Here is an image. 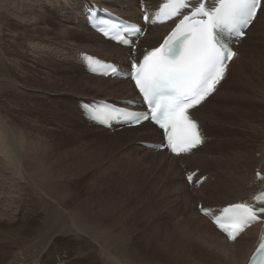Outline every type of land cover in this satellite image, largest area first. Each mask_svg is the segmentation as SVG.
<instances>
[{"label": "rangeland", "instance_id": "rangeland-1", "mask_svg": "<svg viewBox=\"0 0 264 264\" xmlns=\"http://www.w3.org/2000/svg\"><path fill=\"white\" fill-rule=\"evenodd\" d=\"M21 1L3 0L1 2L0 12L6 14V19L4 18L2 23L0 22V102L6 106L5 114L14 118L20 125V131L24 138L23 145L27 149L24 148V151L32 152L34 161L38 160V164H34L35 169L39 168L41 172L48 170L50 175L48 173L38 175L35 182L31 184L29 181L21 179L11 181V178L5 173H1L0 170V175L6 179L4 185L7 186L0 184L2 187L0 212L2 211L1 216L3 217L5 214L7 215L4 219H0V230H2L0 231V245L6 241L5 230L26 222V217L32 216V218L35 217L37 226L35 227L33 223L29 224L33 229L28 236L29 239L14 245L10 258L24 256L28 264H113L114 262L112 263L111 260L115 258L117 263L114 264H127L131 257L128 252L125 254L127 259L121 258L119 261L116 255H113L116 252L109 251L107 260L103 263L100 262L98 258L96 259V256H99L97 244L91 238L81 236L82 234L77 232L60 233L64 222L54 215L56 210L64 213L66 209L71 211L73 209L72 205H67L59 198L60 190L58 189L64 188V186L73 193V197H84L92 192H95L96 197L105 195L103 192L106 189L103 186L106 185L108 190L116 187V192L123 195L125 192L124 198H126L127 191L123 186L127 184V190L138 186L139 190H142V195H137L136 198L128 197L127 216L129 219L127 218L126 225L129 230L126 232L122 224L118 227L115 225L113 227L111 224L110 227L114 228L112 233L126 238L125 246L130 248L132 246L138 248L148 246L149 249H156V252H159L161 256V260L138 259L147 262L146 264H167L162 263L165 254H169V248L174 249L178 246L168 237L171 233H175L182 234L179 236H182L188 243L186 246L188 250L185 249L188 254L178 248V252H175L176 257L180 253L184 254L186 259L188 258L190 264H209L202 246L198 243L197 237L193 236L191 226L187 224V216L198 218L199 211L195 204L197 200L199 203L204 202V205H207L205 197L201 199L198 191L204 189L205 184L209 181L217 183L221 175H228L230 171H233L239 163V150L248 154V156L244 155L243 159L255 160L256 164L252 165L251 170L253 177L255 169L256 171L262 169L257 163L261 160L264 151L259 143L261 139H264V83L254 82L253 86L249 87L246 97L238 98L240 99L239 103L237 102L236 106H233L234 113L225 116L224 121L204 120L205 132L209 131L207 135L212 137L209 142L218 149L215 151L202 150L203 147L188 161L186 158L182 159L183 163H187L189 170L201 168L202 171L199 175L208 174L210 177L200 189L195 190L185 180L181 159L170 160L162 153L155 152L154 147H149L148 144H141L143 146L141 147L139 143L121 136L120 133L124 132L126 127L106 129L107 131L92 128L91 120L83 113V103H72L71 100H67L65 94H61L66 90L70 77H83L75 64L79 58L78 51L74 49L72 51V53L74 52L73 59L69 60L63 55L61 44L75 42L81 47H87L89 43L94 47L97 45L96 40L86 33L76 32L75 29L70 30L67 26L83 24L90 27L88 23L86 21L81 23L78 21L80 18L74 14L70 15L71 19L67 22L68 15L62 14L60 12L62 10H56L53 13L47 9L58 0H30L33 3L31 2L29 5H21ZM18 7L29 8L28 14L32 16H25L28 17L27 22H31L29 27L24 23L25 21L21 20L20 13L17 15L15 10ZM81 11H83L82 7ZM262 15L256 35H261L257 36L258 40L262 42L259 50L264 53V33L261 34V30H264V12ZM256 35L250 37L252 41L257 40ZM254 69H257V65L251 66V74L255 72ZM84 71L81 72L89 74L85 67ZM237 76L234 74L228 76L225 81V91L236 84ZM90 80L86 79L82 84L85 86L84 93L97 94L96 96L99 97L100 94L101 96L109 94L108 90H102L100 93V90L94 86L97 82ZM124 80L130 81L128 78H124ZM16 82L31 88L30 91L27 92L28 90ZM101 84L106 87L104 83L101 82ZM126 93L123 91V94ZM96 99L100 98H93V100ZM220 100L221 98H218L216 101ZM110 101L122 104L115 98H111ZM206 114L208 115L207 111ZM97 125L93 124L95 127L100 126ZM42 158H45L44 161ZM30 159L32 160V158ZM161 161H165L167 164H162ZM217 161H221V163ZM150 163L152 164L150 165ZM232 165L233 167H231ZM32 188H38L45 194L47 193L48 201L53 206L51 212L33 201ZM48 188L53 191L51 192ZM19 190L21 193H15ZM206 194L214 195L216 191L213 188L208 189ZM229 197L225 196L224 199H219V202L224 203ZM187 203L190 204L189 208H186ZM73 211L77 215L82 212L74 209ZM42 225L46 229L41 228ZM25 230L28 231L27 228ZM20 231L22 232V229ZM166 232L168 233L166 234ZM157 237H160L158 241H153ZM167 240L170 242L166 243ZM248 241L245 238L242 243L245 244ZM191 242L193 245L191 244L192 248L189 250L188 245L190 246Z\"/></svg>", "mask_w": 264, "mask_h": 264}, {"label": "bare ground", "instance_id": "bare-ground-1", "mask_svg": "<svg viewBox=\"0 0 264 264\" xmlns=\"http://www.w3.org/2000/svg\"><path fill=\"white\" fill-rule=\"evenodd\" d=\"M2 1L3 0H0V10L2 7L1 6ZM31 2L30 0H22L21 5H29L31 4ZM163 2L164 0H58L56 2H53L48 8L46 5V8L52 11L53 13H55L56 10H62L60 11L62 14L68 15L67 22H69V19H71L70 15L74 14L80 18L78 19V21H80L81 23L85 21L88 23L91 12L97 11V10H100V11L107 10L125 19L139 22L140 24L148 27V32L146 36L142 38L139 43V48L141 49L140 56H142L144 54V51H143L144 47H149V48L157 47L176 23V21H173L167 24H156V25H150V24L146 25L143 23L142 18L145 12L143 11L142 7L145 5L147 9L146 11L153 12L157 10L160 7L161 3ZM81 7L83 11L80 12ZM25 8L18 7L17 10L15 11L17 15L20 13L19 16L21 20L25 21L24 23L27 24L29 27L31 24V22H27V18L30 16V14H28L29 8L28 7H25ZM12 9H15V8H12ZM263 12H264V4L262 5L255 21L252 23V25L248 29V35L240 41V45L237 47L238 55L231 61L227 75L224 78V80L219 84L216 91L202 105H200L199 107H196L193 110V115L195 119H197L201 123V128H202V131L205 137L203 145L194 149V151L189 156L175 157L169 154L167 151L166 152L157 151V152H162V154L165 155L170 160H175V159L182 160L183 158H186V160L188 161V159L191 158L192 155H194L198 150L202 149L203 147L204 148L202 150L206 149V150L215 151L216 149H218V147L215 148L214 144L209 142L210 138L212 137H210L211 135L210 136L207 135L209 131L207 133L205 132V129H204L205 121L204 120L205 119L207 120L215 119L216 121H224L225 116H229L231 113H234L233 106H236L235 103H237L240 100L238 98H241L240 96H243L245 98L249 87H252L254 82L258 81L259 83H264V53L259 50V46L262 42L258 40L257 36H261V35H258V34L256 35V31L258 30L257 28L259 26V20L261 16H263L262 15ZM26 15L28 17H25ZM4 18L6 19V14L3 12H0V22L1 23ZM67 27L70 30L75 29L76 32L86 33L88 36L96 40L95 43L97 45L96 47H94V45H91L89 43L87 44V47H81L75 42L61 44L63 55L65 56V58L69 60L71 58L73 59L74 52L72 53V51L74 49L78 51L79 58L78 60L75 61V64L79 68L80 73H82L83 75V77H70L66 90L61 94H65L67 100H71L72 103H75V102L78 104L92 103V101H94L93 98H97V97L100 98V100H107L110 102L111 98H115L121 101L122 105H124L125 108L132 109V110H144L145 107L142 104L141 96L139 95L132 81H125L124 78H121V77H113V76L105 77L102 75L93 74L88 69V66H87L88 64L85 60V54L97 56L108 62H113L115 65L119 66L122 71L126 72V71L131 70V58L133 57V49L130 47H125V46L116 44L112 40L105 39L102 35H100L92 27H87V26H84L83 24H79L77 26L68 25ZM261 31H262L261 34H263L264 30H261ZM255 35H256L257 40L252 41L250 37L252 36L255 37ZM43 37H46V36H43ZM252 65L253 66L257 65V69H254L255 72L253 74H251V71H250ZM83 66L86 68V70H88L89 74L83 73L85 72ZM231 74H234V76L238 75L237 82L228 91L227 90L225 91L224 89L226 86L225 81L227 80L228 76H230ZM86 79L87 80L91 79L90 80L91 82H97V84L95 83L94 86H96L100 90V93L102 90H106V91L108 90L110 91L109 94L108 95L105 94L106 96H104L103 94H102L103 96H101L100 94V97H99V96H96L97 94L90 95V94L84 93L85 86H83L82 84L83 82H85L84 80ZM101 82L104 83L106 87L102 86ZM16 83L19 86H22L20 83L18 82ZM119 83H121V85H119ZM22 87H24L25 90H28L27 92H29L31 89L25 86H22ZM18 89H20V91H23L21 88H18ZM258 90L261 91L260 89ZM123 91H126L127 93L123 94ZM218 98H221L219 102L216 101ZM5 109H6V106H4V104L0 102V170L2 171L1 173H5L6 175H8L11 178V181L12 180L18 181L21 179V180H27L32 184L33 182H35L36 176L41 175L43 173L47 174L49 171L46 170L44 172H41L39 168L35 169L34 164H38V160L34 161V155L32 152L24 151V148H25L23 145L24 138L20 131V125L14 120V118L12 117L10 118L8 117V115L5 114ZM206 111L208 112V115L206 114ZM83 113L85 116L87 115L84 110H83ZM203 114H205V116H203ZM91 122L97 125L93 120H91ZM92 123L90 125L92 126V128H95L96 130L100 129V130L107 131L106 129H109V128H104V127L100 128V126L98 125H97L98 127H95L93 126ZM114 127H115V123L112 125L111 128H114ZM124 130H123L124 132L120 133V135L127 137V139H129L130 141L133 140L134 142L139 143L140 146L141 144H145V145L151 144L154 146V150H160L158 145H161L164 142L163 133L161 132V130L158 129L154 124H152L149 121L146 123H143L140 126L125 128ZM259 143L262 146V150H264V139H261ZM149 147L151 146L149 145ZM238 153L240 155V157L238 158L239 163L238 165H236L233 171H230L228 175H221L217 183L216 182L213 183L212 181H209L207 184H205L204 189L198 191L199 197H201V199L205 197L204 200L207 201L206 202L207 205L205 206L211 207V206L221 205L220 207H225L229 204H235L239 202L243 203L245 202L246 199L251 198L255 193H257L260 190L261 187L264 186V180L257 181L255 178L256 173H257L256 169L254 171V177H253V172H251L252 165L256 164L255 160L254 159L252 160L243 159L244 155L246 154L243 153L241 150H239ZM246 156H248V154ZM30 158H32V160ZM44 159L45 158H42L43 161ZM217 162L221 163V161H217ZM250 162H251V165H250ZM161 163L164 164L166 162L161 161ZM151 164L152 163H150V165ZM257 165L261 166L263 169L261 171L264 172V151H263V156L261 157V160L257 163ZM231 167H233V165ZM5 182H6V179L0 175V184L4 185ZM16 186L18 185L16 184ZM123 187L127 191L126 198H124L125 192L123 191L122 188L120 189H122L121 191L124 192V195L120 192H116V187H113L111 188V190H108L106 188V185L103 186V188L106 189L103 192L105 195H99L98 197L95 196V192L89 193L85 195L84 197L83 196L73 197L72 195L73 193L70 192L68 187H65V186L64 188L60 187L61 189H58L60 190L59 198H61L67 205H72L73 207L72 206L70 207H72L75 211H82L79 215H77L73 211L72 208H70L72 209V211L66 209L64 213L62 211L61 213L56 210V212H54V215L57 217V219L60 218L61 222H64L62 225V228H60V233L77 232L79 234H82L81 236H87L91 238L97 244V249H98L97 252H99V256H96V259L98 258V260L102 263L107 260V253L109 251L116 252V254H113V253L111 254L116 255L119 261L121 260V258L123 260L127 259V256H125V254L128 252L131 255V257L128 259L127 264H146L147 263V262L145 263L143 260L138 259V258H144V259H150V260H161L160 253L156 252V249L154 250L149 249L148 246L146 248H138V247H133V246L130 248L128 246H125L126 238H122L121 235H114L112 233L114 229L113 228L114 225L118 227V226H121L122 224L126 232L129 230V229L127 230V225H126L127 218H128L127 210H129L127 209L128 197L131 196L130 198L132 197L136 198L137 195H142V192H141L142 190H139L138 186H135L132 189L130 188L128 190H127V184H125ZM1 188L2 187L0 185V194H2ZM212 188L216 191V194L207 195L206 194L207 190L212 189ZM95 189L94 191H97ZM48 190L50 189L48 188ZM20 191L21 190L16 191L15 193H21ZM50 191L52 192L53 190H50ZM31 193L33 194L32 196V199H34L33 201L37 202V204H41L42 206L46 207L47 210H49L50 212L53 210V206L48 201V198L46 195L47 193L45 194L42 190H39L38 188H34V189L32 188ZM225 196H230V197L227 199L226 202L220 203L219 199H224ZM49 198L51 199V197ZM195 204L196 206H198L199 200H197ZM189 207H190V204L187 203L186 208H189ZM1 215H2V211L0 212V217H1L0 219H4L7 216L6 214L4 217ZM31 218L32 216L29 218L26 217V222H23L22 224H19L16 226H12L11 224L12 227L7 230L9 232L5 230L4 236H5L6 241L4 240L5 241L4 244L0 245V264L5 260L6 261L3 264H28L25 261L24 256H14L13 258H10L11 257L10 254L13 253L12 248L15 247L14 245H16L18 242L20 243V242H23L24 240L29 239L28 236L33 230L32 228H30L29 224L33 223L35 227L37 226L35 217L32 219ZM187 219H188L187 224L191 226L192 231L194 233L193 236L197 237L198 243L202 246L203 251L208 257L207 260L209 264H248L255 249L257 248L260 242L261 228L259 226H252L250 228H247L237 238L235 242H229L224 236V234L219 232L216 229V227L210 221H208L207 217L199 214L197 219H194L188 216H187ZM111 224L113 225V227H110ZM21 225H23L22 226L23 228L20 227ZM183 226H184V223H183ZM25 228H27L28 231H26ZM41 228L46 229L43 225ZM20 229H22V232L20 231ZM15 231H20V232H15ZM10 232H14V233H10ZM171 232H174V231H171ZM167 233L168 232H166V234ZM179 235H182V234H179ZM179 235L175 233H171L169 236L167 235L172 240V242H175L176 244H178V246L174 247V249L169 248V252H168L169 254H165L166 256H165L164 262L162 263L190 264L188 261V258L186 259L184 254L179 253L178 257H176L178 248L180 249V251H185V249H187L186 246L188 244L186 240H184V238ZM159 238L160 237L154 238L153 241H158ZM245 238H247L249 241L244 244L242 242ZM169 242L170 240L166 241V243H169ZM191 244L192 242L190 243V246ZM179 245H181L182 247H180ZM190 246L188 245L189 250L190 248H192V246L191 247ZM186 254L188 253L186 252ZM193 256L195 255L193 254ZM111 261L112 263L113 262L117 263L115 258H112ZM95 262L97 263V261ZM121 262L123 263V261Z\"/></svg>", "mask_w": 264, "mask_h": 264}, {"label": "snow or ice", "instance_id": "snow-or-ice-1", "mask_svg": "<svg viewBox=\"0 0 264 264\" xmlns=\"http://www.w3.org/2000/svg\"><path fill=\"white\" fill-rule=\"evenodd\" d=\"M262 4L264 0H199L195 5L192 0H164L152 22H178L163 43L147 50L139 62H132L129 73L148 111L129 112L105 105L90 109L93 118L104 123L119 119L132 124L150 119L165 135L166 144L158 147L166 146L177 155L203 144L200 126L190 110L206 101L225 78L227 62L237 55L226 39L244 37ZM143 19L150 20L147 11ZM101 31L128 43L124 33L140 29L107 24ZM108 67L111 74L118 71ZM194 175L190 174L188 180L192 181ZM257 202L264 203V194L255 197L252 204H229L214 217L215 223L235 241L248 224L264 215V207ZM257 251L259 256L253 258V264H264V242Z\"/></svg>", "mask_w": 264, "mask_h": 264}, {"label": "water", "instance_id": "water-1", "mask_svg": "<svg viewBox=\"0 0 264 264\" xmlns=\"http://www.w3.org/2000/svg\"><path fill=\"white\" fill-rule=\"evenodd\" d=\"M93 117V115H91Z\"/></svg>", "mask_w": 264, "mask_h": 264}]
</instances>
